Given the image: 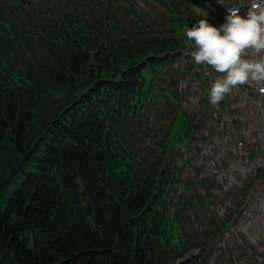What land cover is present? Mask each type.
<instances>
[{
    "label": "trees",
    "instance_id": "1",
    "mask_svg": "<svg viewBox=\"0 0 264 264\" xmlns=\"http://www.w3.org/2000/svg\"><path fill=\"white\" fill-rule=\"evenodd\" d=\"M16 2L0 0V264H171L162 164L132 128L174 99L156 56L186 46V8L132 31Z\"/></svg>",
    "mask_w": 264,
    "mask_h": 264
},
{
    "label": "rangeland",
    "instance_id": "2",
    "mask_svg": "<svg viewBox=\"0 0 264 264\" xmlns=\"http://www.w3.org/2000/svg\"><path fill=\"white\" fill-rule=\"evenodd\" d=\"M177 62H173L172 64H169L168 67L174 66ZM182 62H183V59H182ZM207 68L208 67H206V73H209L207 71L208 70ZM187 83L192 84V87L198 91V94L200 96H202V97L205 96V94L202 92L201 88L196 87L197 83L195 82L194 78H188L185 81L184 86ZM190 97H191V95H190ZM190 97L188 100L184 101L185 111H188L189 113H192L193 115L196 114L197 116H200V114L202 113V115L207 120L201 126L200 132L195 135L196 138L204 137V133L209 134V137H210L211 142H212L211 146H213L217 140L223 139V142H226L225 136L226 137L230 136V139H228V140H230V145L232 146L229 155H228L225 148L222 150H219V152L216 153L214 151H210V148H207L205 146H201L200 147L201 150L198 153H195L194 155L191 154L190 148L187 149L188 150L187 153L185 151V154L188 157V159L191 156L196 157V159L194 160V167H197V165H198V166H201L202 169H204L203 177H205V176L216 177V181L219 183V186H220V188H217L214 191V193H216L218 195V198L214 199L216 202H218V205L213 206L211 212L207 213L206 219L201 220L199 218L196 223L193 221H190L188 223L187 231L190 234H194V233L196 234L198 232L203 231L207 227V220H210L212 217L222 216L220 214V212L222 210L225 212L226 207L227 206L230 207L232 201H235L236 203L241 202L242 198L244 197L245 185L247 184L248 181H250V179L252 177L255 180L254 190L252 191V194H254L256 186L259 183V181L257 180L258 175L255 178V175H252L250 173V170H249L250 169V163H248L245 166V168H242L239 172H237L236 175H233V171L235 168L234 165H237L238 163H240L242 161L246 162L245 156H241V155L243 153L246 154L248 150H257V151L264 153V138L260 142H258L256 140L257 134L256 135H250V122L253 123L254 121L250 120V106L248 105V104H250V101H247V99L245 100V98L242 94L232 92L231 94L227 95V97H228L227 99L231 103V106L229 107V111L224 112V114L221 116H219L216 112L212 114L210 111H209V113H207V112L205 113V110L200 111V109L203 106L197 107L196 101L193 100L194 98L193 97L190 98ZM159 107H160V111H162L163 114L161 115V117H162V119H161V117L156 113V115L158 117L157 124L159 126L161 125L162 131L163 130L165 131L167 128H169L171 120L174 117V108L175 107L173 105H169V104H164L163 106H159ZM242 110L244 113L240 114L241 117L238 121V124H236V123H235V125L232 124L231 128H229L227 131H224L225 126L223 124L226 125V116H230L232 119H234V118H236V114L241 113ZM233 112L236 113L235 116H232ZM163 124H164V126H162ZM160 136L162 137V134ZM239 141L245 142V145L244 146L239 145V143H240ZM195 144L196 143H194V145ZM217 149H219V146H217ZM206 153L210 154L209 162H207L208 157L206 156ZM177 158H181V157H176V159ZM198 159H199V161H197ZM178 162L181 163L182 160L180 159ZM214 162H218L219 165H217V168L219 169V172H224L226 174V177L220 178L217 175L214 176V175L207 174L208 172L212 171V167L214 166L213 165ZM189 167H190V170L188 168L184 172L183 177H188L189 175L192 174L191 172L194 169L193 164L190 163ZM191 176H193V175H191ZM198 177L202 178L201 176H198ZM234 177H235V181H232ZM226 187H230L231 194H230V198L223 199V198H225L227 193H222L221 189L226 188ZM195 188L198 189L196 186H195ZM178 191H179V193L183 192L182 186H179ZM207 200L210 201V199H207ZM212 202H213V200H212ZM212 202L210 204H213ZM248 224H250L252 229H254V230L258 227L257 224L251 223V219L247 218V216L245 218V216L243 214H241L238 226L239 227H241V226L245 227ZM235 228L237 229L235 231H238V236H236L235 238H232V241L226 242L228 245L231 246V250L225 256V261L223 264H230L229 263L230 258H235V257L241 256L242 255L241 251L243 249L246 248V250H250V246L242 248V245L245 246V244H248V240L244 236H242L241 234L239 236V230L240 229H238L237 226H235ZM245 228L250 229V227H247V226ZM226 237H228V236L226 235ZM228 239H229V237H228ZM201 240L202 239H199V241H201ZM238 251L240 252V254L237 253ZM197 255H199V252H197V250H193L192 253L188 254V256H190V257H195ZM252 264H264V252H262L260 254L259 262L258 263L252 262Z\"/></svg>",
    "mask_w": 264,
    "mask_h": 264
},
{
    "label": "clouds",
    "instance_id": "3",
    "mask_svg": "<svg viewBox=\"0 0 264 264\" xmlns=\"http://www.w3.org/2000/svg\"><path fill=\"white\" fill-rule=\"evenodd\" d=\"M227 8L225 22L214 27L206 19L184 33L192 43L191 57L207 64L218 74L211 85L209 102H221L238 86L255 83L264 86V0H217ZM247 5V18L240 15Z\"/></svg>",
    "mask_w": 264,
    "mask_h": 264
}]
</instances>
